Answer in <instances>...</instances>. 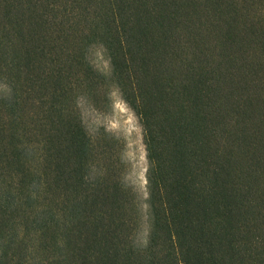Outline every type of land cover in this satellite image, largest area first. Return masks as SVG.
Wrapping results in <instances>:
<instances>
[{
    "label": "trees",
    "instance_id": "16d2710c",
    "mask_svg": "<svg viewBox=\"0 0 264 264\" xmlns=\"http://www.w3.org/2000/svg\"><path fill=\"white\" fill-rule=\"evenodd\" d=\"M0 264H264V0H0Z\"/></svg>",
    "mask_w": 264,
    "mask_h": 264
},
{
    "label": "rangeland",
    "instance_id": "374dc122",
    "mask_svg": "<svg viewBox=\"0 0 264 264\" xmlns=\"http://www.w3.org/2000/svg\"><path fill=\"white\" fill-rule=\"evenodd\" d=\"M92 60L97 68H106V59L99 49L93 50ZM82 116L87 130L94 131L97 127L103 126L124 140L123 156L127 166L126 181L143 193L146 159L142 127L137 115L114 91L112 107L109 111L103 112L85 107L82 110Z\"/></svg>",
    "mask_w": 264,
    "mask_h": 264
}]
</instances>
